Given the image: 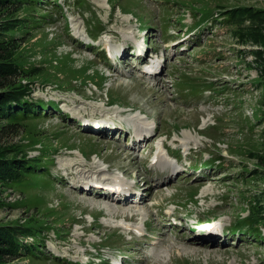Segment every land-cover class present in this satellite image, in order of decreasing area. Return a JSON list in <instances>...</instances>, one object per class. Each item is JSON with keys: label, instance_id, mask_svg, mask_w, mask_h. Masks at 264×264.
I'll use <instances>...</instances> for the list:
<instances>
[{"label": "rangeland", "instance_id": "obj_1", "mask_svg": "<svg viewBox=\"0 0 264 264\" xmlns=\"http://www.w3.org/2000/svg\"><path fill=\"white\" fill-rule=\"evenodd\" d=\"M36 1L0 14L13 58L33 74L18 80L47 106L43 118L0 129V154L50 160L37 186L0 182V225L41 234L38 258L9 264H111L117 254L122 264H264V223L258 235L247 220L252 202L264 210V0ZM125 43L162 57L159 74L144 76ZM105 46L123 47L118 65L99 52ZM129 117L147 134L157 123L144 147ZM162 142L173 157L155 149ZM167 164L178 172L162 184ZM96 178L135 183L128 196L141 201L94 196L82 185ZM122 213L134 223L123 225ZM197 219L228 232L203 236L191 230ZM145 221L144 239L127 233Z\"/></svg>", "mask_w": 264, "mask_h": 264}, {"label": "trees", "instance_id": "obj_2", "mask_svg": "<svg viewBox=\"0 0 264 264\" xmlns=\"http://www.w3.org/2000/svg\"><path fill=\"white\" fill-rule=\"evenodd\" d=\"M49 2L53 3L54 1ZM36 4V0H0V14L14 7L16 9L24 5L33 6ZM235 17L243 18V15L236 12ZM11 32L12 28L7 24L0 25V129L5 126L20 125L27 120L43 118L47 109V106L31 100V87L29 84L24 85L18 80L19 78H31L33 74L30 73L31 69L28 73L26 69L20 67L19 57L13 58L16 43ZM251 36L255 43H258L255 34L251 33ZM262 46L264 47V44ZM262 60L264 68V59ZM49 104L56 109L53 102ZM42 156L47 159L48 154ZM49 162L50 160L47 159L44 161L46 164H43L39 158L25 159L24 157H6L0 154V182L23 186L32 181L33 186H37L39 184L38 175L42 174L41 171L47 170ZM259 164L264 167V155L259 157ZM251 209L247 220L250 221L253 229L258 223H264V210L254 205L253 202ZM253 230L258 235L262 234L260 230ZM39 235L41 234L37 233L35 228L31 226L0 225V264H9L22 256L38 258L35 254L37 244H41L40 242L37 243ZM38 251L40 254L41 250Z\"/></svg>", "mask_w": 264, "mask_h": 264}, {"label": "bare ground", "instance_id": "obj_3", "mask_svg": "<svg viewBox=\"0 0 264 264\" xmlns=\"http://www.w3.org/2000/svg\"><path fill=\"white\" fill-rule=\"evenodd\" d=\"M95 1V3H96V1L97 0H94ZM99 1V0H98ZM110 34H112L113 36H118V34H117V32L116 31H108ZM136 38H137V36H135ZM105 47H107V46H105ZM141 48H143V47H141ZM122 52V51H121ZM122 55H121V57L123 56V53H121ZM138 110V114L139 115H143V116H145L144 115V113H143V111L141 110V109H137ZM146 117V116H145ZM84 121H87V120H84ZM131 124H133L134 125V127L135 128H137V129H135V131H134V134H133V138H136V142L138 143V142H142V144L141 145H143V147H144V145H145V141H146V139H147V133L145 132V130L144 129H141V127L140 126H142V123L137 119V118H134L133 120L131 119ZM89 125V127H91L92 126V124H88ZM103 124H100V125H97V126H102ZM113 126H111L109 123H107L106 125H105V127L104 128H107V127H109L110 126V129H112V127H114L113 128V131H115V132H118V129H120V127H122L120 124H118V126H115V124L113 123L112 124ZM136 125V126H135ZM99 129V128H98ZM108 129V128H107ZM120 130H122V129H120ZM110 133H112V132H110ZM110 133H108V134H110ZM183 139H184V141H185V145H187L188 144V142H190V140H191V136H190V133L189 132H187V131H184L183 132ZM193 142H195L194 140H193ZM164 142H162L161 143V146L165 149L166 147H165V145L163 144ZM186 147V146H185ZM159 149H161V147H160V145H159ZM167 150V149H166ZM77 151V150H76ZM162 151V150H161ZM77 153L79 154V152L77 151ZM157 153H159V152H157ZM161 153V152H160ZM159 153V154H160ZM162 153H164V154H168V151L166 152V151H163ZM80 155V154H79ZM81 157H83L82 155H80ZM157 156V155H156ZM165 157V156H164ZM84 158V157H83ZM160 161H161V159L160 158H158V159H156L155 161H154V163H160ZM161 163H164V162H161ZM160 163V164H161ZM73 166H78V167H80V165H78V164H74V165H72L71 167H73ZM165 167V166H164ZM165 168H167V167H165ZM174 168V167H173ZM170 171H171V173H173L174 172V170L175 169H169ZM98 183H100V179H94V180H91V182H88V181H85L84 183H83V187H84V189H86L87 190V186H91V187H93L92 189H90V188H88V191L87 192H94V196H97V197H99V198H101V199H105V200H114V199H116V200H122V201H129L128 202V204H131V203H133V202H131V199L132 198H130L129 196H128V192H129V190L120 182V181H118V180H115V181H111V182H109L108 184H115V185H117V186H119V190L118 191H110V190H101V188H99L98 186H97V184ZM144 187V186H143ZM98 189H100L101 191H103V192H100ZM105 191V192H104ZM115 195V196H114ZM138 195V194H137ZM113 196V197H112ZM137 198H133V199H136V200H133L132 199V201H141V198L139 197V196H136ZM168 211V210H167ZM170 211V210H169ZM109 214H113V215H117V212L116 211H114V212H110ZM116 217V216H115ZM136 219V216L134 215V214H132V215H130V216H127V215H124L123 213H122V219L121 220H123V225H125L124 223H126V222H128V221H134ZM126 226H128L127 224H126ZM137 226V225H136ZM120 227H122L121 225H120ZM131 227V226H130ZM134 227V226H133ZM141 227H142V224H141V226L140 227H137V228H135L133 231H140L141 230ZM127 228H129V227H127ZM126 229V228H125ZM127 230V229H126ZM142 232V231H141ZM122 258V257H121Z\"/></svg>", "mask_w": 264, "mask_h": 264}]
</instances>
